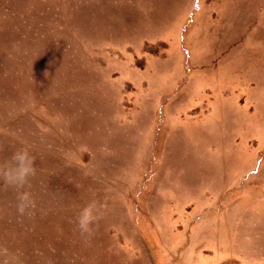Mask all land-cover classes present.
<instances>
[{
	"label": "rangeland",
	"instance_id": "1",
	"mask_svg": "<svg viewBox=\"0 0 264 264\" xmlns=\"http://www.w3.org/2000/svg\"><path fill=\"white\" fill-rule=\"evenodd\" d=\"M22 140L0 264H264V0H0V162Z\"/></svg>",
	"mask_w": 264,
	"mask_h": 264
},
{
	"label": "clouds",
	"instance_id": "2",
	"mask_svg": "<svg viewBox=\"0 0 264 264\" xmlns=\"http://www.w3.org/2000/svg\"><path fill=\"white\" fill-rule=\"evenodd\" d=\"M21 147L10 158L0 162V179L5 189L15 191V208L19 216L31 215L36 209V197L32 191V181L37 175L35 157L32 148L26 141H21ZM104 204L95 199H89L78 211L75 223L80 233L91 236L94 226L102 218ZM7 256V249L0 250ZM5 264H8L7 260Z\"/></svg>",
	"mask_w": 264,
	"mask_h": 264
}]
</instances>
